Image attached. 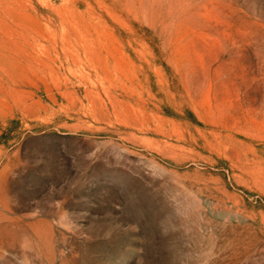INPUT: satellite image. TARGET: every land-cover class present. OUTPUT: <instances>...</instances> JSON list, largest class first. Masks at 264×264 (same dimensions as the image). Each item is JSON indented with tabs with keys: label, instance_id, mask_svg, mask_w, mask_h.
Listing matches in <instances>:
<instances>
[{
	"label": "rangeland",
	"instance_id": "374dc122",
	"mask_svg": "<svg viewBox=\"0 0 264 264\" xmlns=\"http://www.w3.org/2000/svg\"><path fill=\"white\" fill-rule=\"evenodd\" d=\"M0 264H264V0H0Z\"/></svg>",
	"mask_w": 264,
	"mask_h": 264
}]
</instances>
